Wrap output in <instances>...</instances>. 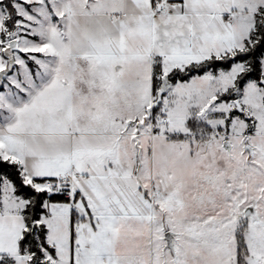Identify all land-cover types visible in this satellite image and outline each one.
<instances>
[{"label":"snow or ice","instance_id":"snow-or-ice-1","mask_svg":"<svg viewBox=\"0 0 264 264\" xmlns=\"http://www.w3.org/2000/svg\"><path fill=\"white\" fill-rule=\"evenodd\" d=\"M0 264H264V0H0Z\"/></svg>","mask_w":264,"mask_h":264}]
</instances>
